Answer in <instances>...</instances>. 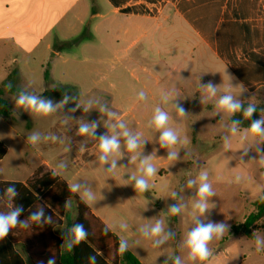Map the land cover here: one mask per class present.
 <instances>
[{
    "label": "rangeland",
    "instance_id": "374dc122",
    "mask_svg": "<svg viewBox=\"0 0 264 264\" xmlns=\"http://www.w3.org/2000/svg\"><path fill=\"white\" fill-rule=\"evenodd\" d=\"M152 41L139 40L105 66L114 85L106 83L107 95L88 91L94 81L83 79V51L73 46L60 50L62 58L53 55L37 79L16 83L18 92L5 96L12 117L0 116V141L7 148L0 159V181L23 182L40 167L50 171L48 162L71 179L125 245L165 253V264H229L231 256L264 253V222L255 225L252 236L244 226L264 188V140L247 128L233 131L231 113L219 103L201 107L194 101L202 98L178 92L175 80L166 79L160 69L158 31ZM59 87H68L62 97L55 94ZM22 94L50 101L54 110L42 113L20 105ZM113 98L120 109L111 107ZM157 109L168 117L162 128L154 123ZM82 127L88 131L81 132ZM166 130L176 135L175 144L162 143ZM113 137L118 147L102 160L101 139ZM129 139L136 141L135 149L129 150ZM84 143L96 145L80 155ZM77 154L79 161L73 163ZM149 165L155 169L151 176L146 174ZM139 179L147 183L143 191L136 187ZM202 183L212 193L204 199ZM199 203L207 205L203 212ZM74 213L71 202L66 219ZM67 223L61 232H67ZM157 223L161 232L153 235ZM209 224L224 230L213 232L206 259L192 258L189 235Z\"/></svg>",
    "mask_w": 264,
    "mask_h": 264
},
{
    "label": "crops",
    "instance_id": "0c3cea01",
    "mask_svg": "<svg viewBox=\"0 0 264 264\" xmlns=\"http://www.w3.org/2000/svg\"><path fill=\"white\" fill-rule=\"evenodd\" d=\"M157 31L161 71L166 72V79L175 80L182 95L202 98L194 105L209 108L224 96L239 104L264 102V0H0L2 96L18 92V82L37 79L53 55L62 58L55 43L79 36L81 41L73 47L83 51V67L87 68L83 79L94 81L88 91L107 95L108 85H114L105 66L141 39L151 45ZM111 107L120 109V102L113 98ZM229 113L231 122L234 112ZM260 137L264 140V132ZM90 145L96 144L84 143L80 155ZM72 161H79L78 154ZM44 164L72 187L71 179L59 168ZM75 191L124 244L109 220ZM69 221L65 218L57 229L67 243L71 240ZM65 222L67 232L63 233L60 229ZM125 246L143 264H165V253L138 247L137 252ZM17 250L27 258L21 245ZM229 264H264V253L231 256Z\"/></svg>",
    "mask_w": 264,
    "mask_h": 264
},
{
    "label": "trees",
    "instance_id": "16d2710c",
    "mask_svg": "<svg viewBox=\"0 0 264 264\" xmlns=\"http://www.w3.org/2000/svg\"><path fill=\"white\" fill-rule=\"evenodd\" d=\"M81 39L82 36H79L71 41L55 43L54 48L56 51L70 48ZM45 78L48 79L47 74ZM67 89L68 87H59L55 94L62 97ZM2 93L0 89V116L10 118L12 107ZM240 105L241 108L233 113L230 121L238 130H251L254 121L263 119L264 102L243 101ZM250 105L254 106L255 111L248 117L245 110ZM255 134L261 136V133ZM6 153L7 148L0 141V159ZM10 188L15 190L14 193L9 192ZM71 202H74L75 214L68 223L71 240L67 243L64 236L57 233V229L67 217ZM252 205L253 211L244 221L245 231L250 236L253 235L255 225L264 222V188ZM17 208L22 209L18 220L24 223L11 227L8 234L0 239V264H49V261L54 264H143L126 246L125 251H120L118 236L53 171L43 172L40 167L25 182L0 181V214L8 215ZM41 209L43 217L39 221L32 220V214ZM76 225H82L86 232V237L78 243L73 231ZM18 245L23 247L26 259L18 252Z\"/></svg>",
    "mask_w": 264,
    "mask_h": 264
},
{
    "label": "clouds",
    "instance_id": "9594fccd",
    "mask_svg": "<svg viewBox=\"0 0 264 264\" xmlns=\"http://www.w3.org/2000/svg\"><path fill=\"white\" fill-rule=\"evenodd\" d=\"M209 88L214 92L215 90L212 89V86L209 85ZM18 104L20 105H26L28 107H31L35 109L37 112H42V113H49L53 111V107L50 101L45 102L42 100H38L34 96H27V95H21L18 100ZM219 106L222 108H225L229 112H235L241 108V105L239 103L233 102V99L231 96H224L220 99L219 101ZM255 111L254 106H249L245 110V115L248 117H251L253 112ZM181 113L183 114V109H181ZM168 117L167 115L157 109V114L154 117V123L157 128H162L164 125L167 123ZM238 123V122H235ZM262 124H264V120L261 121H254L251 126V131L253 133H261L264 132V128H262ZM81 132H87L88 128L87 127H82L80 129ZM233 131H235V128H233ZM33 140L36 139L35 136L32 137ZM177 140L176 135L170 131L166 130L162 133L161 135V141L165 145H172L175 144ZM118 147V143L116 141V138L113 137L112 139H101L100 143V148L102 153L104 155L101 157L102 160L105 159L107 154L111 153L114 149ZM137 147L136 141L134 139H129L128 141V148L129 150L135 149ZM174 153L170 155L169 159L174 157ZM155 172V169L149 165L146 169V174L148 176L153 175ZM206 174L201 175V180H206ZM136 187L137 189L143 191L147 187V183L144 179H139L136 182ZM75 190V188H73ZM14 189H9V192L14 193ZM211 188L210 185L207 183H202L200 188H199V195L202 199L206 198L208 195H211ZM199 210L203 212L207 205L205 203H199L197 205ZM22 211L21 208H17L13 212L9 213L8 215H2L0 214V239H3L9 232L11 227L16 226L19 223H24L18 220V217L20 215V212ZM178 211L177 208L173 207L172 212L176 213ZM44 215L43 209H41L37 213H33L31 216V219L34 221H39ZM50 220V217H49ZM26 226V224H25ZM223 225H217L213 226L209 224L208 226H200L197 227L194 231H192L189 235L188 239V245L191 248V255L192 258L199 257L201 260H204L207 258L209 255L208 250H207V242L212 238L213 232L216 233H222L223 232ZM74 234H75V241L78 243L82 239L86 237V232L83 229L82 225H76L73 229ZM161 232V226L159 223L156 224V226L152 229V234L153 235H158ZM71 247V245H69ZM120 251L123 252L125 251V245L121 243L120 246ZM49 264H54L53 261H49Z\"/></svg>",
    "mask_w": 264,
    "mask_h": 264
}]
</instances>
